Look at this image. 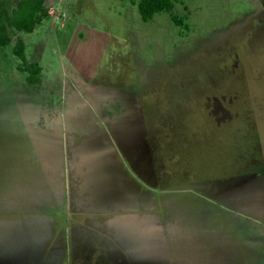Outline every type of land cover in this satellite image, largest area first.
Returning <instances> with one entry per match:
<instances>
[{
  "label": "rangeland",
  "instance_id": "rangeland-1",
  "mask_svg": "<svg viewBox=\"0 0 264 264\" xmlns=\"http://www.w3.org/2000/svg\"><path fill=\"white\" fill-rule=\"evenodd\" d=\"M176 1L45 0L36 86L0 49V264H264V0Z\"/></svg>",
  "mask_w": 264,
  "mask_h": 264
},
{
  "label": "trees",
  "instance_id": "trees-1",
  "mask_svg": "<svg viewBox=\"0 0 264 264\" xmlns=\"http://www.w3.org/2000/svg\"><path fill=\"white\" fill-rule=\"evenodd\" d=\"M137 5L142 20L147 23L161 13L171 15L173 22L188 29L185 20L174 14L176 0H130ZM49 18L45 0H20L16 6L9 9L6 2H0V49L12 46V54L18 60V71L26 75V81L31 86L41 82L43 69L40 65L30 62L26 55L25 43L20 34H32Z\"/></svg>",
  "mask_w": 264,
  "mask_h": 264
}]
</instances>
